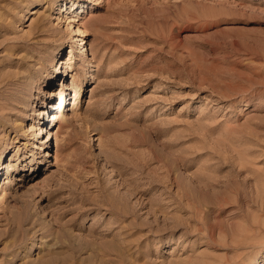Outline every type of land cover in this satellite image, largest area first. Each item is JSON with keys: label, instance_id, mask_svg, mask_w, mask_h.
I'll use <instances>...</instances> for the list:
<instances>
[{"label": "rangeland", "instance_id": "374dc122", "mask_svg": "<svg viewBox=\"0 0 264 264\" xmlns=\"http://www.w3.org/2000/svg\"><path fill=\"white\" fill-rule=\"evenodd\" d=\"M0 148V264H264V0H0Z\"/></svg>", "mask_w": 264, "mask_h": 264}, {"label": "bare ground", "instance_id": "6f19581e", "mask_svg": "<svg viewBox=\"0 0 264 264\" xmlns=\"http://www.w3.org/2000/svg\"><path fill=\"white\" fill-rule=\"evenodd\" d=\"M40 32H43V30H41ZM45 47H46L45 45H42V44L39 43V44L33 46L32 47V50L34 51V53H37L40 50H42L43 48H45ZM70 53H71V51H70ZM21 60L23 62L22 63L23 65L20 66L19 70H17L14 73L13 76H11V77H9V78L6 79L7 86H12V87L14 86L15 87V90L13 89V91H15V92L17 91V89L20 90V91L18 93H15L14 92V93L10 94L9 95V98L5 97V99H7V100H9V99L11 101L21 100L22 99V96L25 94V92H23L22 90L24 89L26 91H29V89L31 88V86H33L34 84H37L38 81H39V79H40V77L35 78V77H33V75L31 76L30 71L33 70V68L35 67V65H31V61H28V57H22ZM69 60H71V56H70V58H67V60H65V61H62L61 60L60 61L61 62L60 63V66L55 69L54 75L48 78V80L46 82V85L47 86H50V84H51L50 82L51 81H54V79L59 78L58 81H55V82L58 83V85H57V87H56L55 90H52L51 89V90L44 91V94L48 96V99L53 98V97H56V95H59V98H62L64 85H63V82L60 81L61 69H63V65H65L66 62L69 61ZM26 62H27V65H25ZM59 74H60V76H59ZM51 108H52V106H51ZM46 109H47V106H46ZM58 109H59V112H60L61 111V105H59ZM44 111L43 110H40L39 111L40 113H39L38 116L39 117H43V116L46 117V112H44ZM59 112L58 113H54V114L51 115L50 122L57 121V124L59 123L58 122L59 121V116H60L59 115ZM46 134H47V136H49V132H47ZM6 149L7 148L5 147V144H4V147L1 149L2 152H3V154L5 153ZM0 157H1V155H0ZM9 168H10V163L7 165V171L9 170Z\"/></svg>", "mask_w": 264, "mask_h": 264}]
</instances>
